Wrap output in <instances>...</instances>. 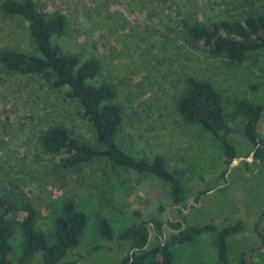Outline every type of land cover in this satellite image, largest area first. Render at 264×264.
<instances>
[{
  "label": "rangeland",
  "instance_id": "374dc122",
  "mask_svg": "<svg viewBox=\"0 0 264 264\" xmlns=\"http://www.w3.org/2000/svg\"><path fill=\"white\" fill-rule=\"evenodd\" d=\"M245 1L39 0L44 10L57 9L67 15L69 28L60 39L62 44L101 58V78L116 85L123 107L120 145L148 157L164 154L170 165L183 173L186 187L185 199L177 206L167 185L154 177L120 171V180L116 176L113 180L122 185L117 183L120 189L112 190L101 181L102 172L110 167L103 160L81 167L62 166L63 155L42 148V132L60 123L92 141L89 123L62 90L51 89L40 77L6 71L0 65V191L17 202L30 199L47 230L51 228V211L63 196L71 197L90 217L74 254L68 253L59 264H116L132 251L130 243L119 240L117 234L136 221L134 211L144 217L158 215L164 227L169 219L183 221L185 217L188 222H183V228L212 223L218 229L259 211L264 171L249 159V141L238 129L231 133L241 159L229 168L211 137L199 126L186 123L175 107L188 75L209 78L230 96L258 99L262 94L264 53L244 68L233 69L223 59H211L193 49L181 36L183 16L190 22L197 19L210 24L237 15ZM1 46L27 50L26 24L0 15ZM258 130L264 136V114ZM206 188L209 190L199 195ZM116 192L124 202L112 206L108 200L114 202ZM100 215L111 220L113 239L98 233ZM147 225L149 242H156L155 237L169 238L167 231L161 235L151 223ZM214 240L213 232H205L191 243L179 244L174 264H218ZM229 241L231 263L236 264L241 249L256 245V235L246 229Z\"/></svg>",
  "mask_w": 264,
  "mask_h": 264
},
{
  "label": "trees",
  "instance_id": "16d2710c",
  "mask_svg": "<svg viewBox=\"0 0 264 264\" xmlns=\"http://www.w3.org/2000/svg\"><path fill=\"white\" fill-rule=\"evenodd\" d=\"M169 1L154 0L159 4ZM0 15L23 21L30 42L27 50L1 46L0 65L6 71L40 77L51 89L62 90L77 104L78 115L91 127L93 140L88 141L63 124H52L41 134L42 148L63 155L64 167L105 161L110 167L102 172L101 181L112 190L122 185L113 180L114 176L120 180V171L154 177L167 185L173 204H181L186 195L183 173L173 168L164 154L148 157L120 145L124 112L117 87L101 78V58L72 51L61 43L69 28L67 15L57 9L44 10L39 0H0ZM180 22L184 27L181 36L187 44L211 59H223L230 68L242 69L264 53V0H246L237 15L210 24L197 19L190 22L185 16ZM175 107L186 123L199 126L211 137L226 166L239 156L230 137L238 129L251 144L254 165L264 171V136L258 130L264 114V89L258 99L230 96L211 79L188 75ZM226 172L227 167L221 175ZM113 182L118 188H114ZM207 190L199 191V195ZM99 191L104 198L103 189ZM112 198L114 202L108 200L112 206L124 202L117 192ZM133 213L136 221L117 234L119 240L130 243L132 251L116 264H174L175 247L191 243L205 232L215 234L217 263L232 264L229 240L246 229L255 233L256 245L241 249L236 264H264V195L253 217H237L234 223L219 229L212 223L187 224L182 228V223L188 222L185 217L183 221L169 219L164 227L158 215L144 217L140 211ZM89 218L71 197L63 196L51 211V228L47 230L42 228L40 211L30 199L17 202L0 191V264H59L68 253L74 254ZM148 223L161 235L167 231L169 238L155 237L156 242H149ZM97 229L102 238H114L107 216L98 217Z\"/></svg>",
  "mask_w": 264,
  "mask_h": 264
},
{
  "label": "water",
  "instance_id": "95a60500",
  "mask_svg": "<svg viewBox=\"0 0 264 264\" xmlns=\"http://www.w3.org/2000/svg\"><path fill=\"white\" fill-rule=\"evenodd\" d=\"M240 159H241V157H235V158L231 161V163H230V165H229V168H230V166H231L232 164H234L236 161H238V160H240ZM249 159H250V160L252 159V154H250ZM159 209L161 210L162 207H159ZM183 226H184V224L182 223V228H183ZM148 227H149V226H148ZM148 238H150V232H149V236H148Z\"/></svg>",
  "mask_w": 264,
  "mask_h": 264
}]
</instances>
